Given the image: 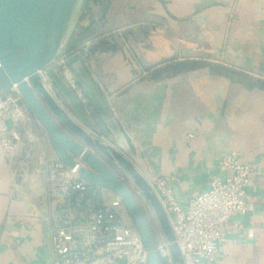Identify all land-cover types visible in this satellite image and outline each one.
I'll return each instance as SVG.
<instances>
[{
  "label": "crops",
  "instance_id": "crops-1",
  "mask_svg": "<svg viewBox=\"0 0 264 264\" xmlns=\"http://www.w3.org/2000/svg\"><path fill=\"white\" fill-rule=\"evenodd\" d=\"M73 45L183 210L226 175L225 153L253 167L254 209L230 217L214 264H264V0H83ZM21 159L0 153V264H51L56 210L45 176Z\"/></svg>",
  "mask_w": 264,
  "mask_h": 264
},
{
  "label": "water",
  "instance_id": "water-1",
  "mask_svg": "<svg viewBox=\"0 0 264 264\" xmlns=\"http://www.w3.org/2000/svg\"><path fill=\"white\" fill-rule=\"evenodd\" d=\"M83 0H0V96L16 86L24 104L47 135L49 147L65 166L79 165L88 184L117 196L139 233L148 264H161L155 234L137 200L149 208L167 243L172 264H184L172 225L149 181L146 163L109 107L91 89L82 70L80 45L70 38ZM66 56L88 99L85 111L52 62ZM47 74L66 108L45 88L37 71ZM123 174V177L120 175Z\"/></svg>",
  "mask_w": 264,
  "mask_h": 264
},
{
  "label": "built area",
  "instance_id": "built-area-1",
  "mask_svg": "<svg viewBox=\"0 0 264 264\" xmlns=\"http://www.w3.org/2000/svg\"><path fill=\"white\" fill-rule=\"evenodd\" d=\"M77 52L85 57L84 51ZM65 58L62 56L48 67H57L79 103L89 112L91 105ZM48 67L37 73L45 88L66 108L47 74ZM21 100L13 85L0 96V114L7 113L12 123L23 120L25 110L19 108ZM5 129L0 127L1 135L5 136ZM193 137L186 136L188 140ZM18 139L17 133L0 137V149H9L8 154L12 155L13 143ZM38 160L45 173L49 199L56 210L50 233L51 264H148L141 237L117 196L88 184L78 173L79 165L65 166L45 149L41 150ZM144 161L152 178L149 183L169 216L184 264H214L230 217L245 215L254 209V202L246 192L253 167L241 162L238 153H225L218 168L226 175L212 178L208 188L191 197L183 210L168 186V178L153 172ZM157 233L156 251L160 262L172 264L167 243Z\"/></svg>",
  "mask_w": 264,
  "mask_h": 264
},
{
  "label": "rangeland",
  "instance_id": "rangeland-1",
  "mask_svg": "<svg viewBox=\"0 0 264 264\" xmlns=\"http://www.w3.org/2000/svg\"><path fill=\"white\" fill-rule=\"evenodd\" d=\"M19 108L24 109V119L23 120H16L15 122H11L7 113L0 114V127H5V136L11 135L13 133H17L19 139L17 142L13 143V149L11 150L12 155L8 154L10 151L3 147V150L0 149V153L4 154L8 158H12L13 156H21L22 157V165L25 168L36 170L37 173L43 174L45 176L44 170L38 164V158L41 150H43L44 146L49 149V142L47 135L43 128L35 121L32 114L24 104L23 100L19 102ZM9 123H6V122ZM5 137L4 135L0 134V137ZM32 140H28L27 138H32ZM135 194V192H134ZM137 200L139 201L150 225L151 228L156 236L157 233V225L155 220L145 204L142 198L136 195Z\"/></svg>",
  "mask_w": 264,
  "mask_h": 264
}]
</instances>
